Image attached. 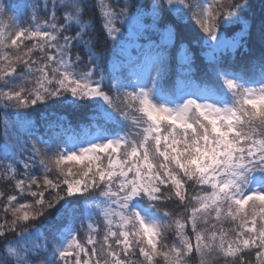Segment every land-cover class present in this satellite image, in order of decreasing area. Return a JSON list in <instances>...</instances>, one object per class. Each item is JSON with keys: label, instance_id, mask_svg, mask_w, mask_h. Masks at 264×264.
I'll use <instances>...</instances> for the list:
<instances>
[{"label": "snow or ice", "instance_id": "6c2138e0", "mask_svg": "<svg viewBox=\"0 0 264 264\" xmlns=\"http://www.w3.org/2000/svg\"><path fill=\"white\" fill-rule=\"evenodd\" d=\"M89 8L0 0V264H264V14Z\"/></svg>", "mask_w": 264, "mask_h": 264}, {"label": "trees", "instance_id": "16d2710c", "mask_svg": "<svg viewBox=\"0 0 264 264\" xmlns=\"http://www.w3.org/2000/svg\"><path fill=\"white\" fill-rule=\"evenodd\" d=\"M11 2L13 4H23L25 2V0H11ZM88 3L90 5L89 8V12H88V16L90 18L95 19V27L97 29V33L100 32V19L98 17L97 14V10L95 8V3L96 0H88ZM113 4L117 3V0H112ZM250 4H251V8L248 11V16L249 18L254 22V28H253V34H252V39H251V43L253 45V47H257L258 46V28H259V22H260V18L262 16V14H264V0H250ZM22 19H27L26 16H23V14H21ZM41 112H47L49 114V119H55L57 112L56 109L54 108H49V109H45L43 107L37 109L36 111H33L30 113V117L34 120L37 121L38 125L41 123L40 122V113ZM65 115H67V113H64ZM70 119H73V123L75 124L76 121L78 119H80L81 117H69ZM40 131H44V128L41 127ZM4 133V128H3V124H2V120H0V136H2ZM6 187L4 185H0V188ZM171 210H173L174 212H180L181 209H178L175 207V205H170L169 206ZM171 238V235H169ZM193 264H198V258L193 261Z\"/></svg>", "mask_w": 264, "mask_h": 264}, {"label": "rangeland", "instance_id": "374dc122", "mask_svg": "<svg viewBox=\"0 0 264 264\" xmlns=\"http://www.w3.org/2000/svg\"><path fill=\"white\" fill-rule=\"evenodd\" d=\"M83 235V233H82ZM169 235H171V238L174 239V232H170Z\"/></svg>", "mask_w": 264, "mask_h": 264}]
</instances>
